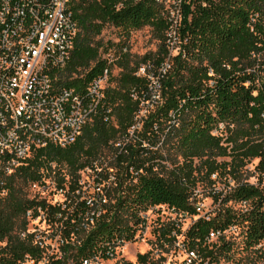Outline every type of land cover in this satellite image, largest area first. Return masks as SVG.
Here are the masks:
<instances>
[{
	"label": "trees",
	"instance_id": "obj_1",
	"mask_svg": "<svg viewBox=\"0 0 264 264\" xmlns=\"http://www.w3.org/2000/svg\"><path fill=\"white\" fill-rule=\"evenodd\" d=\"M71 7L80 32L63 75L65 84L80 91L103 73L108 64L102 58L107 49L101 35L107 26L120 32L119 72L111 67L99 115L73 144L38 149L5 176L0 264L40 260L43 250L27 226L28 217L42 213L64 222L65 243L72 250L50 264H69L71 257L83 264L110 246L134 240L146 224L142 213L158 205L173 209L179 218L198 216L186 232L177 221L159 231L162 243H179L194 252L192 264H221L230 250L225 231L233 226L243 227L248 245L261 243L264 177L256 184L237 182L225 195L224 190L215 192L220 206L205 215L199 216L195 197L204 179L215 183L217 175L235 181L253 159H259L257 169L264 173V0H190L180 26L185 51L176 55L166 43L169 13L157 0H72ZM146 26L162 49L134 60L123 47L132 31ZM165 62L170 68L162 74ZM150 75L159 76L160 99L147 109L143 141L137 146L131 130L142 120V104H148ZM222 124L225 128L217 133ZM86 168L94 171V185H104L103 192H86L81 175ZM52 175H59L58 189L73 195L66 207L23 192L22 183L45 184ZM233 201L245 207L237 211L229 205ZM213 234L216 243L210 242ZM148 258L139 254L138 261L145 264Z\"/></svg>",
	"mask_w": 264,
	"mask_h": 264
},
{
	"label": "built area",
	"instance_id": "obj_2",
	"mask_svg": "<svg viewBox=\"0 0 264 264\" xmlns=\"http://www.w3.org/2000/svg\"><path fill=\"white\" fill-rule=\"evenodd\" d=\"M157 1L163 3L169 13L168 50L170 53L184 52L180 26L184 6L190 0ZM71 3L72 0H0L1 197L7 194L6 175L38 149L50 144L60 147L73 144L99 115L104 104L111 67L118 61L114 48L102 55L108 64L103 73L93 78L83 90L78 91L63 81L80 32ZM169 68L170 64L165 62L159 72L165 74ZM140 70L145 75L146 69ZM149 78L150 98L148 104H142L148 107L160 99L159 76L150 75ZM142 111L140 113L144 114ZM138 123L133 126L131 135L136 133ZM110 176L111 179L115 177L114 174ZM92 186L103 192L104 185L92 182ZM161 206L164 205L157 207ZM197 210L202 212V207L198 206ZM112 249L110 246L107 251ZM195 257L194 252L188 253L189 264ZM28 261L36 263L30 258L25 263Z\"/></svg>",
	"mask_w": 264,
	"mask_h": 264
},
{
	"label": "rangeland",
	"instance_id": "obj_3",
	"mask_svg": "<svg viewBox=\"0 0 264 264\" xmlns=\"http://www.w3.org/2000/svg\"><path fill=\"white\" fill-rule=\"evenodd\" d=\"M101 38H103L104 47L108 50L114 48L116 55H120L122 50L117 44L120 42V32L117 28L113 26H107L103 31ZM129 51L132 54L133 59L135 57L144 56L145 54L160 53L162 49L161 41L158 40L152 32L151 27L146 26L140 30L132 31L128 37L126 46L123 47V51ZM176 55V53H171ZM114 74L119 72V68L116 65L113 68ZM142 73V70H140ZM148 110L152 106H143L142 113H139V117H142V120L138 123V130L134 135H131V141H133L137 146L141 141H143L141 136V131L144 130L145 119L148 117ZM153 109V108H152ZM225 128V125H220L219 132ZM225 134V132H224ZM110 155V151H107ZM225 160L229 161L230 158ZM259 159H253L243 170L242 174L239 175L237 180H232V177H229L227 180L225 177L218 178L217 175H213L212 179L215 180V183H212L208 179H204L198 185L196 189L197 196L195 197V203L202 207V212H199L200 215H205L206 213L213 212L218 209L220 206V201H216L214 194L217 191H223L224 195L226 191H230L231 187L237 185V182H251L258 183L259 178L264 177L257 165ZM82 182L87 181L85 190L87 193H93L95 188L89 187L93 182L94 172L90 169H85L81 171ZM59 175H52L46 180L45 184L34 183V184H21L23 192L30 199L37 200H46L47 202L55 204H63V207H66L67 204H71V200H67L73 195H69L66 190H61L57 188L56 181L58 180ZM230 184L231 186L225 189L226 185ZM88 188V190H87ZM70 196V197H69ZM82 199V198H80ZM235 210L241 211L245 205L240 203L230 202ZM146 218V224L141 226L136 234V238L132 241H126L123 244L116 246L110 251H107L103 254H98L90 259L88 263L83 264H143L139 263L138 256L139 254H148V261L145 264H189L188 262V252L179 243L168 244L162 243L159 238V231L164 226L171 221H177L181 224L182 231L186 232L193 222L197 219L198 216H183L180 218L177 217V213L173 209L167 206L154 207L142 213ZM28 231L35 233L36 240L40 243V246L43 250L42 257L37 263H32L28 261L24 264H50L52 259L65 254L66 256L72 253L65 243V226H63V221H55L52 218H49L46 213H42L40 217L32 219L28 217ZM226 241L229 243V252L223 255L220 258L221 264H264V240L258 245L250 246L246 242L244 229L242 226H233L227 231H225ZM185 237L180 236L179 240H184ZM75 239V237H74ZM210 242L216 243L217 237L213 236L210 239ZM219 244V242H218ZM69 264H79L72 257L68 260ZM198 264V263H196Z\"/></svg>",
	"mask_w": 264,
	"mask_h": 264
}]
</instances>
